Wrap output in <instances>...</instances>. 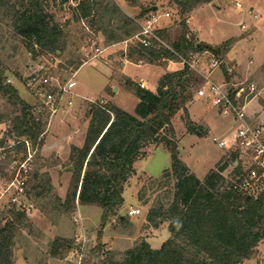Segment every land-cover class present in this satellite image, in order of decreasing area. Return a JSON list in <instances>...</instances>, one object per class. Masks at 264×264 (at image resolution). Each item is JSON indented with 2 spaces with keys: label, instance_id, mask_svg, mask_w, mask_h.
<instances>
[{
  "label": "rangeland",
  "instance_id": "obj_1",
  "mask_svg": "<svg viewBox=\"0 0 264 264\" xmlns=\"http://www.w3.org/2000/svg\"><path fill=\"white\" fill-rule=\"evenodd\" d=\"M111 1L116 2L132 18L138 17L142 8L150 10L153 6L170 12L171 18H162L159 27L164 24L169 26L164 31L171 42L178 40L186 17L191 19L188 26L195 39L201 43L213 46L231 38L236 39L229 51L217 56L221 67L210 75V79L227 84L231 89L243 82H255L259 87L264 85V0H209L186 14H180L177 5L170 0ZM77 2L43 0L45 12L59 24L67 42L66 49L57 54L41 50L30 52L27 42L13 30L5 10L0 6V74L5 84L14 86L20 97L35 108V114L37 110H42L43 118L47 120L45 132L41 135L43 144L34 148L37 151L29 160L28 152L16 142L20 139L9 138L8 135L12 126L11 118L19 113V108L0 93V116L5 117L0 124L1 224L12 218L11 209H18L12 202L14 197L18 196L27 206L33 205L31 211L26 212L28 220L20 227L16 238L14 255L17 264H100L108 252L119 255L140 239L152 237V248L158 249L170 236L168 223L154 229L146 220L156 197L165 192V189L156 192L155 187L152 188L153 179L159 178L171 166L170 151L163 145L149 144L144 149L145 154L135 162V172L125 184L124 203L118 215L128 217L129 221L122 223L114 216L102 227V210L99 207L82 206L78 200L74 205L65 203L73 177L71 150L72 147L81 148L85 143L90 125V105L101 101L110 103L109 98L123 110L134 114L139 102L135 93L123 89L125 77L118 72L120 62L124 60L123 53L127 54L134 42L119 43L105 50L110 44L105 42L101 32L95 30L96 25L101 24L98 13L89 19H80L75 12ZM237 3H241L242 8ZM92 20H95V25ZM97 49L103 52L98 53ZM100 61L108 62L113 67L115 78L112 84H108V71L101 66ZM171 64L170 61L162 60L154 64L156 66L128 65L126 69L135 81L144 80L148 89L155 91L161 73ZM228 67L232 70L231 74L227 72ZM175 68L172 65L170 72L176 71ZM197 68L199 71L196 74L203 80L198 91L206 80L203 75H208L211 69L210 56L205 51H199ZM40 69L41 75L50 77L49 88L56 91L76 74L78 84L74 90L79 96L67 95L52 118L38 95L41 86L33 80L35 72ZM226 72L229 79L226 78ZM115 84L122 89L112 98ZM69 100H72V105L68 104ZM251 101L247 111L252 112V122L264 124V94ZM188 111L192 120L210 115L213 128L210 133L205 123L200 120L195 122L205 133L203 136L187 134L183 112L173 119L181 160L198 178L204 179L216 167V163L230 153L214 143L213 138L224 136L231 139L236 126L231 117L217 116L212 105L204 100L202 102V99L193 102ZM21 164L26 165L29 175L25 197L19 196L15 187H9L15 170L21 168ZM232 169L229 166L225 174L228 175ZM36 173L37 180L34 179ZM36 186L40 187L34 189ZM143 186L146 187V197L139 200L138 192ZM40 192H43L41 197L36 195ZM145 201H148L147 204ZM130 207L140 208L142 214L131 218L128 214ZM48 228L49 233L46 232ZM53 243L57 250L55 254L51 249ZM99 248H102L101 252H97ZM244 263L264 264V242L259 244L258 254Z\"/></svg>",
  "mask_w": 264,
  "mask_h": 264
},
{
  "label": "trees",
  "instance_id": "obj_2",
  "mask_svg": "<svg viewBox=\"0 0 264 264\" xmlns=\"http://www.w3.org/2000/svg\"><path fill=\"white\" fill-rule=\"evenodd\" d=\"M76 1L75 12L80 19H89L98 13L101 24L96 25L95 30L102 33L107 44L128 40L140 30L134 18L114 1ZM170 1L177 5L180 14H186L209 0ZM0 6L13 30L27 42L30 52L41 50L57 54L66 49L64 32L45 12L43 0H0ZM148 11L149 8H142L138 18ZM182 24L181 34L175 42L168 39L165 31L159 34L184 57L199 51L218 56L229 51L237 41L231 38L218 46L204 44L195 39L187 24ZM126 56L130 61L148 64L178 61L174 52L155 40L149 47L134 42ZM226 78L229 79L227 72ZM202 82L195 71L185 67L165 72L155 91L129 82L139 99L134 114L112 103H105L103 107L90 105L85 143L81 148L72 147L71 150L73 177L65 203L74 205L78 200L82 206L99 207L102 227L114 216L122 223L129 221L118 212L124 203L125 184L135 172V162L145 154L144 149L149 144L163 145L171 156L170 168L152 182L156 192L162 189L165 192L156 197L146 216L148 225L154 229L168 223L169 238L158 249L152 248L146 239H140L119 255L108 252L100 264H243L258 254V246L264 242V195L248 198L233 190V180L240 169L234 167L228 175L225 171L234 165L237 154L228 153L204 179L198 178L180 158L173 126V119L179 112H183L188 133L205 135L188 111ZM0 93L19 108V113L11 118L9 138L20 139L16 142L25 139L35 145L45 132L47 120L43 117L37 120L35 108L20 97L14 86L5 84L1 74ZM4 118L0 116V124ZM19 144L26 150L24 143ZM34 179H38L37 173ZM42 193L36 195L41 197ZM145 197L146 187L143 186L138 199ZM10 213L12 218L4 224L0 222V264H17L14 255L16 238L20 227L28 220L26 212L19 209L13 208ZM55 246L54 243L51 246L53 254L57 252Z\"/></svg>",
  "mask_w": 264,
  "mask_h": 264
},
{
  "label": "built area",
  "instance_id": "obj_3",
  "mask_svg": "<svg viewBox=\"0 0 264 264\" xmlns=\"http://www.w3.org/2000/svg\"><path fill=\"white\" fill-rule=\"evenodd\" d=\"M237 5L242 8L241 3H237ZM133 18L140 27V30L133 37L126 40L125 43L129 41L139 42L143 47H149L155 40L166 46L178 56V61H168L180 64V70L188 67L195 72L199 71L197 68L199 52H192L189 56L184 57L176 53L159 34V23L161 19L171 18L170 12L162 11L158 8L156 11L149 10L142 17ZM184 21L187 25L191 23V19L187 17L184 18ZM97 51L98 53L103 52L100 49H97ZM205 54H209L210 56L211 72L221 67V61L216 55L208 51H205ZM41 71L40 69L35 72L33 80L39 82L41 89L38 90V95L42 103L47 107L49 117L52 118L63 105L67 95L73 97L79 96L74 90L78 84L76 74L63 85L59 86V89L56 91L53 90L52 87L49 88L51 86L50 77L41 75ZM227 72L231 74V68L228 67ZM203 77L206 80L197 91V97L205 98L214 108L219 110L222 115L231 117L236 126L231 139L213 138V142L220 148H225L230 153L237 154V159L232 168L238 167L240 172L236 174L232 188L243 196L257 199L264 195V124L253 123L252 117L247 114L246 106L255 97L264 94V85L259 87L255 82H243L231 89L226 86L227 84H219L211 80L209 75L204 74ZM139 86L140 88L146 89V84L144 82H141ZM68 104L72 105V100H69ZM92 104L103 107L105 102H93ZM35 115L37 116V120L44 117L42 110H37ZM40 140L41 137L35 145L25 139L17 143L25 144V149L28 152V159L31 160L37 151L34 150V148L39 147ZM28 176V168L25 164H21V168L19 167L15 170V176L9 187H15L19 196H27L26 185ZM12 202L18 206L19 210L24 212H29L33 208V205H25L18 196L14 197ZM128 214L131 217L139 216L142 214V210L140 208H132L128 211Z\"/></svg>",
  "mask_w": 264,
  "mask_h": 264
},
{
  "label": "crops",
  "instance_id": "obj_4",
  "mask_svg": "<svg viewBox=\"0 0 264 264\" xmlns=\"http://www.w3.org/2000/svg\"><path fill=\"white\" fill-rule=\"evenodd\" d=\"M159 9H161L160 7H158ZM169 26L167 25V24H164L162 27H160V31H159V33L160 32H163L165 29H167ZM193 31H195L194 29H193ZM197 33V32H196ZM126 41V40H125ZM125 41H123V42H120V43H124V44H127V43H125ZM117 44H119V43H114V44H110L109 46H108V48H106L105 50H107V49H110L111 47H114L115 45H117ZM210 44V43H209ZM212 45H214V44H212ZM215 45H218V44H215ZM123 58H124V60L123 61H121L120 62V69H119V73H120V75L121 76H124L125 77V86H124V88L123 89H129L130 91H132L133 93H134V88L133 87H131L130 85H128V83L129 82H133V83H135V85L136 86H139V84L141 83V82H144L145 84H146V89H148V85H147V83L144 81V80H140L139 82H137V81H135L132 77H131V75L127 72V67H128V65H135V66H141V65H148V66H156V65H154V64H148V63H140V64H135V63H132V62H130L128 59H127V56H126V53H123ZM100 63H101V66L103 67V68H106V70L108 71V75H107V78L109 79L108 80V84H112L113 82H114V75H115V73L113 72L114 71V69H113V67L112 66H110L109 64H108V62L106 63V62H102V61H100ZM160 65V64H159ZM172 65H174V66H176V68H175V70L177 71V70H180L181 69V66H180V64H178L177 62H174V63H172L171 65H168V67L167 68H164V71H163V73H161V76L165 73V72H170L171 70V66ZM160 66H162V65H160ZM215 71V70H214ZM214 71H212V72H210L209 73V71H208V75H209V77H210V75L211 74H213L214 73ZM120 89H122V87H119V86H116V84L112 87V92H113V94L111 95L112 96V98L114 97V95H116V94H118L119 92H120ZM150 90V89H149ZM200 99H202V102H203V100L204 101H207L205 98H199V97H197L196 99L194 98L190 103H189V105H188V108H189V106L193 103V102H195V101H198V100H200ZM108 102H110V103H112V104H114L112 101H110V99L108 98ZM208 102V101H207ZM252 101H250L248 104H247V106H246V111H247V109H248V106L250 105V103H251ZM138 104V103H137ZM114 105H116V104H114ZM116 106H118V105H116ZM119 107V106H118ZM213 107V106H212ZM121 108V107H120ZM214 108V107H213ZM215 109V112L217 113V116H222V117H226V116H224V115H222L220 112H219V110H217L216 108H214ZM247 114L249 115V116H251V114H252V112H251V110H248L247 111ZM202 121L203 123H205L206 124V126H207V128H208V133H210L212 130H213V128H212V125L210 124V115H206V118L205 117H202V118H200V119H198V120H193L194 122H198V121ZM233 122V121H232ZM187 134H191V133H187ZM197 134H199V133H197ZM192 135V134H191ZM200 135V134H199ZM220 138H226V137H224V136H221ZM58 156V155H57ZM59 157V156H58ZM219 161V160H218ZM217 161V162H218ZM217 164V163H216ZM138 189V188H137ZM137 189H136V191H137ZM130 209H132V207H130ZM133 217H135V216H133ZM133 217H131V218H133ZM50 227H52V226H50ZM49 227V228H50ZM46 229V232H48L49 233V231H50V229ZM151 238L152 237H147L146 238V240L150 243V245L152 246V243H151ZM243 264H245V263H243Z\"/></svg>",
  "mask_w": 264,
  "mask_h": 264
},
{
  "label": "water",
  "instance_id": "obj_5",
  "mask_svg": "<svg viewBox=\"0 0 264 264\" xmlns=\"http://www.w3.org/2000/svg\"><path fill=\"white\" fill-rule=\"evenodd\" d=\"M151 11H156L158 10V6H153L152 8H150ZM199 133V132H198Z\"/></svg>",
  "mask_w": 264,
  "mask_h": 264
}]
</instances>
